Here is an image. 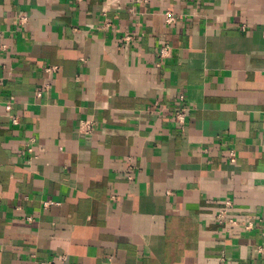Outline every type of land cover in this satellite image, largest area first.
I'll use <instances>...</instances> for the list:
<instances>
[{
    "label": "crops",
    "instance_id": "obj_1",
    "mask_svg": "<svg viewBox=\"0 0 264 264\" xmlns=\"http://www.w3.org/2000/svg\"><path fill=\"white\" fill-rule=\"evenodd\" d=\"M0 45V264H264V0H0Z\"/></svg>",
    "mask_w": 264,
    "mask_h": 264
},
{
    "label": "built area",
    "instance_id": "obj_2",
    "mask_svg": "<svg viewBox=\"0 0 264 264\" xmlns=\"http://www.w3.org/2000/svg\"><path fill=\"white\" fill-rule=\"evenodd\" d=\"M107 4L121 7V4L123 3L124 0H105ZM26 17H22L21 21H25ZM166 22L169 24H174L176 22V16L171 12L167 11L166 12ZM134 39L132 35H126L124 37V40L126 41H131ZM6 45H0V54L6 50ZM171 51V46L167 42H163L159 48V56L161 58V62L169 56ZM48 71H56L58 70V65L50 66L47 68ZM40 94V93H38ZM179 100L182 102L185 100V95L181 93L179 95ZM6 108L9 110L11 108L10 104L6 105ZM187 119V108L185 106H179L176 109L175 112V120L178 124L183 126L186 123ZM95 129V122L92 119L89 118H84L79 121L78 125V131L82 135H91L94 132ZM32 148H29V151H31ZM53 204V201H45L44 205L49 206ZM232 201L228 200L225 202V204L217 211L215 218L218 224L224 225L226 227L229 226H236V225H242L245 230L251 231L252 228L254 227V220L250 217L249 220L245 222L239 221L237 218H234L229 214V207H231ZM257 251L259 253L264 252V232H263V242L258 246Z\"/></svg>",
    "mask_w": 264,
    "mask_h": 264
}]
</instances>
